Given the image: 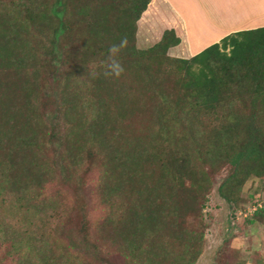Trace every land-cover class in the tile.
Instances as JSON below:
<instances>
[{
	"label": "trees",
	"instance_id": "obj_1",
	"mask_svg": "<svg viewBox=\"0 0 264 264\" xmlns=\"http://www.w3.org/2000/svg\"><path fill=\"white\" fill-rule=\"evenodd\" d=\"M151 1L0 0V264H196L216 179L264 185V27L189 56Z\"/></svg>",
	"mask_w": 264,
	"mask_h": 264
},
{
	"label": "rangeland",
	"instance_id": "obj_2",
	"mask_svg": "<svg viewBox=\"0 0 264 264\" xmlns=\"http://www.w3.org/2000/svg\"><path fill=\"white\" fill-rule=\"evenodd\" d=\"M206 43L200 42L199 45ZM96 182L97 179L89 175L83 191L87 207L85 217L87 222L92 223V228L98 224L105 209L92 196ZM217 186L218 179L203 210L206 228L202 253L196 264L264 263V224L248 223L253 213L264 206V185L257 178L248 179L241 191L243 202L238 206L224 202L216 192ZM1 264L15 262L5 259Z\"/></svg>",
	"mask_w": 264,
	"mask_h": 264
},
{
	"label": "crops",
	"instance_id": "obj_3",
	"mask_svg": "<svg viewBox=\"0 0 264 264\" xmlns=\"http://www.w3.org/2000/svg\"><path fill=\"white\" fill-rule=\"evenodd\" d=\"M149 8L153 26L175 29L189 56L231 34L264 27V0H152Z\"/></svg>",
	"mask_w": 264,
	"mask_h": 264
},
{
	"label": "clouds",
	"instance_id": "obj_4",
	"mask_svg": "<svg viewBox=\"0 0 264 264\" xmlns=\"http://www.w3.org/2000/svg\"><path fill=\"white\" fill-rule=\"evenodd\" d=\"M125 43L126 41L122 40L119 45H113L109 49V57L111 63L108 65V72L105 73L106 75L110 74L114 76H119L123 71L120 63L118 62V60L115 59V57L119 54L120 50L124 47Z\"/></svg>",
	"mask_w": 264,
	"mask_h": 264
}]
</instances>
